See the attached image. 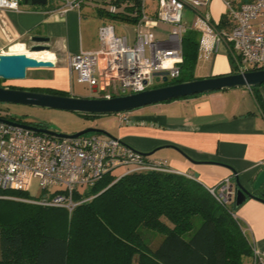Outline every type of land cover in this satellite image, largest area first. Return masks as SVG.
I'll return each instance as SVG.
<instances>
[{
	"label": "crops",
	"instance_id": "0c3cea01",
	"mask_svg": "<svg viewBox=\"0 0 264 264\" xmlns=\"http://www.w3.org/2000/svg\"><path fill=\"white\" fill-rule=\"evenodd\" d=\"M88 1L66 14L60 13L61 5L49 8V0L46 5L23 0L21 12L0 9V52L26 54L55 63L54 68L28 70L20 88L52 89L80 97L73 91L78 80L68 58L80 52L100 50L99 31L108 23L104 14L91 9ZM225 1L240 5L253 0H211L205 8L185 12V16H192L185 34L192 31L200 34L193 68L195 79L235 73L231 46L217 44L215 37L218 29H226ZM33 36L48 38L50 50L30 53ZM114 117V126L102 127L104 132L143 154L155 152L150 156L152 159L167 161L174 173L192 176L204 187L231 178L235 189L239 182L252 192L253 182L264 169L262 87L256 91L237 88L197 95ZM235 207L234 203L232 209ZM235 216L253 247L264 255V201L249 198L236 209Z\"/></svg>",
	"mask_w": 264,
	"mask_h": 264
},
{
	"label": "trees",
	"instance_id": "16d2710c",
	"mask_svg": "<svg viewBox=\"0 0 264 264\" xmlns=\"http://www.w3.org/2000/svg\"><path fill=\"white\" fill-rule=\"evenodd\" d=\"M130 1L138 8L143 0L116 4ZM110 17L138 23L126 13ZM199 39L198 32L184 34L182 74L167 85L195 80ZM256 195L264 201V186ZM73 198L82 203L69 218L60 208L27 202L26 192L0 190V264H245L253 256L234 216L238 208L220 205L204 185L184 175L134 172L114 179L109 174L85 196ZM155 237H160L156 243Z\"/></svg>",
	"mask_w": 264,
	"mask_h": 264
},
{
	"label": "built area",
	"instance_id": "2783aa9c",
	"mask_svg": "<svg viewBox=\"0 0 264 264\" xmlns=\"http://www.w3.org/2000/svg\"><path fill=\"white\" fill-rule=\"evenodd\" d=\"M49 1L61 4L60 13L66 14L80 9L87 0ZM210 2L143 0L138 8L132 1L123 2L127 4L130 18L138 19L134 43L126 35H118L113 23H105L99 31L101 49L69 56V67L77 74L79 83L87 84L94 93H101L102 96L96 98L142 93L165 85L164 77L168 78V84L176 81L181 77L184 63L185 12L187 9L198 11ZM22 3L23 0H0V9L21 12ZM225 5L227 25L226 29L216 31L217 44L231 46L238 74L264 70V0L240 5L225 1ZM118 6L115 4L109 14L116 15ZM146 22L171 25L168 39L154 40L150 34L142 32L141 25ZM121 166L131 167L128 174L174 173L167 161L152 159L116 138H102L92 133L76 139H62L0 122V190L25 192V181L32 176L39 181L45 197L39 201L26 200L29 203L67 208L73 212L82 203L73 198L80 187L95 186ZM206 189L226 208H230L236 197L231 178ZM251 264H264V255L254 247Z\"/></svg>",
	"mask_w": 264,
	"mask_h": 264
},
{
	"label": "water",
	"instance_id": "95a60500",
	"mask_svg": "<svg viewBox=\"0 0 264 264\" xmlns=\"http://www.w3.org/2000/svg\"><path fill=\"white\" fill-rule=\"evenodd\" d=\"M26 3L31 2L34 5H46L47 0H24ZM50 40L46 37L33 36L31 38V52H45L50 50L48 45ZM55 63L52 61H39L30 58L26 54H0V80L4 81H25L28 70L32 69H50L54 68ZM160 82V78H157ZM166 86H161L142 93L114 97L111 99L104 98H82L76 96H61L32 90H26L18 87L0 86V103L35 106L41 108L55 109L72 113H81L89 116L119 115L143 107L157 105L173 100L189 98L202 94L231 90L237 88H255L264 85V70L247 72L243 74L232 73L222 76L209 77L205 79H195L193 81L168 84V78H163ZM15 118V117H14ZM14 118L11 120L0 117L1 123L19 126L34 132L43 133L62 139H76L87 134H103L109 138L103 130L87 129L82 132L66 135L48 128L34 125L19 123ZM17 118V117H16ZM15 118V119H16ZM20 119V118H17ZM155 152L145 154L151 156ZM264 186V169L258 174L252 184V192L246 190L239 182L236 187V197L234 200L237 208L241 207L249 198L263 201L256 194Z\"/></svg>",
	"mask_w": 264,
	"mask_h": 264
},
{
	"label": "rangeland",
	"instance_id": "374dc122",
	"mask_svg": "<svg viewBox=\"0 0 264 264\" xmlns=\"http://www.w3.org/2000/svg\"><path fill=\"white\" fill-rule=\"evenodd\" d=\"M118 0H89V4L91 9L94 10L96 14L101 12L104 19L110 23H113L118 35H126L131 43H134L137 34V28L135 24L123 21L121 19H114L110 17L109 12L112 7L115 6ZM152 0H148L150 2ZM59 3L50 1L49 8L53 9L58 7ZM117 13H129L127 9V4L120 2L118 3ZM94 9H93V8ZM115 16V15H114ZM98 22V21H97ZM187 23H192V16H184L183 24L186 26ZM145 25L140 28L142 32H146L152 36V38L158 40H166L168 39V35L172 30L171 25H167L164 23H154V22H146ZM187 29V27H186ZM0 54H5L0 52ZM149 55V52H148ZM212 56V53L210 54ZM42 70V69H37ZM238 66L237 63L234 62V72L237 73ZM2 86L4 87H18L20 88L21 82L25 81H4L0 80ZM264 90V85H262ZM255 90H259L260 87H255ZM74 94L82 97V98H91V97H101V93H94L93 89H91L87 84H81L77 81L74 83ZM0 117L5 119H13L14 117L22 118L24 121L30 124H41L45 128L50 129L51 131H55L61 134L73 135L79 132H82L87 129H98L102 130V127L111 128L114 126V115L101 116V117H90L81 113H72L67 111L41 108L35 106H26V105H15V104H6L0 103ZM104 131V130H103ZM103 137V136H102ZM131 171V167L121 166L113 170L112 177L114 179H120L121 177L127 175ZM57 188L54 189V191ZM92 187L83 186L79 188V195L85 196L88 192H90ZM24 191L30 197L31 201H39L45 197L43 195L39 181L32 176L27 177L24 184ZM234 201V200H233ZM234 202H231L229 207H233ZM68 213L69 218L70 212L67 208H60ZM68 218V219H69ZM156 239L153 242H157L160 237H155ZM1 255V253H0ZM251 259H245V264H251Z\"/></svg>",
	"mask_w": 264,
	"mask_h": 264
},
{
	"label": "bare ground",
	"instance_id": "6f19581e",
	"mask_svg": "<svg viewBox=\"0 0 264 264\" xmlns=\"http://www.w3.org/2000/svg\"><path fill=\"white\" fill-rule=\"evenodd\" d=\"M30 53H40V52H31V51H30Z\"/></svg>",
	"mask_w": 264,
	"mask_h": 264
},
{
	"label": "flooded vegetation",
	"instance_id": "af4514ba",
	"mask_svg": "<svg viewBox=\"0 0 264 264\" xmlns=\"http://www.w3.org/2000/svg\"><path fill=\"white\" fill-rule=\"evenodd\" d=\"M0 86H2V83L0 82Z\"/></svg>",
	"mask_w": 264,
	"mask_h": 264
}]
</instances>
